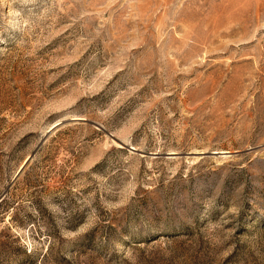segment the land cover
I'll list each match as a JSON object with an SVG mask.
<instances>
[{
	"label": "rangeland",
	"instance_id": "1",
	"mask_svg": "<svg viewBox=\"0 0 264 264\" xmlns=\"http://www.w3.org/2000/svg\"><path fill=\"white\" fill-rule=\"evenodd\" d=\"M0 264H264V0H0Z\"/></svg>",
	"mask_w": 264,
	"mask_h": 264
}]
</instances>
